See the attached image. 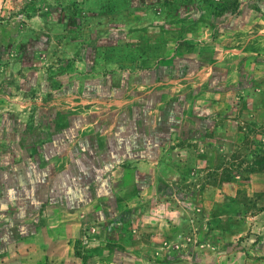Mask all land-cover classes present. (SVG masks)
I'll list each match as a JSON object with an SVG mask.
<instances>
[{"label": "rangeland", "instance_id": "rangeland-1", "mask_svg": "<svg viewBox=\"0 0 264 264\" xmlns=\"http://www.w3.org/2000/svg\"><path fill=\"white\" fill-rule=\"evenodd\" d=\"M0 264H264V0H0Z\"/></svg>", "mask_w": 264, "mask_h": 264}, {"label": "crops", "instance_id": "crops-1", "mask_svg": "<svg viewBox=\"0 0 264 264\" xmlns=\"http://www.w3.org/2000/svg\"><path fill=\"white\" fill-rule=\"evenodd\" d=\"M66 136L68 137L69 134L67 133V135H65L64 137L66 138ZM64 137H63V139H62L63 141L66 140V139H64ZM59 140H61V139H59ZM45 176H46L45 173H42V175H41V174L39 175V177H43V179L45 178ZM65 176H67V175H65ZM58 188H59V187H53V190H52V191H53L54 193H58V191H57ZM79 190H80V189H79ZM80 192H81V193H84V194L86 193V195L89 193V191H86V190H84V189H83V191H82V189H81ZM39 193H41L42 195L39 194ZM44 193H47V189H46V187H45V186H43L42 188L39 187V190H38V193H37V196H36L35 200H37V201H39V200H40V201H41V200H44L43 197H42ZM76 193H78V192H76ZM77 199H78V198H77Z\"/></svg>", "mask_w": 264, "mask_h": 264}]
</instances>
